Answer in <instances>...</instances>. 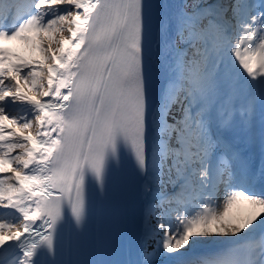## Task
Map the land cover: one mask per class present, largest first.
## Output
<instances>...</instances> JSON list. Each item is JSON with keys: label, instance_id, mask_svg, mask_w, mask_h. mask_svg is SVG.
Segmentation results:
<instances>
[{"label": "snow or ice", "instance_id": "snow-or-ice-1", "mask_svg": "<svg viewBox=\"0 0 264 264\" xmlns=\"http://www.w3.org/2000/svg\"><path fill=\"white\" fill-rule=\"evenodd\" d=\"M13 40L0 264H264V0H0Z\"/></svg>", "mask_w": 264, "mask_h": 264}, {"label": "rangeland", "instance_id": "rangeland-1", "mask_svg": "<svg viewBox=\"0 0 264 264\" xmlns=\"http://www.w3.org/2000/svg\"><path fill=\"white\" fill-rule=\"evenodd\" d=\"M4 45L9 47V56L15 62H19L20 58H30L35 55L34 53L31 52L29 46L21 40L0 42V46H4Z\"/></svg>", "mask_w": 264, "mask_h": 264}, {"label": "bare ground", "instance_id": "bare-ground-1", "mask_svg": "<svg viewBox=\"0 0 264 264\" xmlns=\"http://www.w3.org/2000/svg\"><path fill=\"white\" fill-rule=\"evenodd\" d=\"M0 48L5 49V51L9 54V47L4 45L0 46ZM258 211V209L254 208V206L248 204L247 202H237L231 212H230V219L233 223H241L254 211Z\"/></svg>", "mask_w": 264, "mask_h": 264}]
</instances>
